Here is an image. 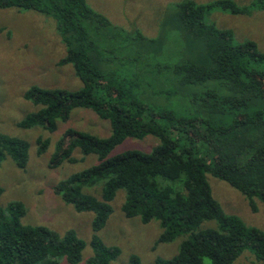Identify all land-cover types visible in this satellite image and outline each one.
<instances>
[{"label": "trees", "instance_id": "16d2710c", "mask_svg": "<svg viewBox=\"0 0 264 264\" xmlns=\"http://www.w3.org/2000/svg\"><path fill=\"white\" fill-rule=\"evenodd\" d=\"M8 8L54 19L66 49L58 66H72L82 85L76 91L31 87L25 99L39 108L18 127L54 132L77 108L90 109L111 127L106 138L66 129L49 165L75 164L76 149L97 158L54 189L77 212L93 213L89 264H110L121 253L96 235L118 191L124 192L126 218L158 222L155 245L183 237L173 257H157L154 264H234L245 251L264 264V230L226 214L207 181L209 175L228 184L253 212L256 200L264 204V53L252 41L235 44L230 30L204 22L213 8L246 15L251 8L264 10V0L251 8L231 0H184L176 4L174 32L152 39L116 27L86 0H0V9ZM148 136L157 140L148 152L111 154L127 138ZM37 144L40 155L48 141ZM7 157L26 168L25 144L0 134V163ZM25 213L16 201L0 207V264L80 262L85 244L73 230L61 235L24 226ZM128 264L141 261L132 255Z\"/></svg>", "mask_w": 264, "mask_h": 264}, {"label": "rangeland", "instance_id": "374dc122", "mask_svg": "<svg viewBox=\"0 0 264 264\" xmlns=\"http://www.w3.org/2000/svg\"><path fill=\"white\" fill-rule=\"evenodd\" d=\"M184 0H86L96 12L105 16L113 25L125 31H139L147 38H156L158 33H170L174 29L173 16L176 4ZM206 5L217 0H192ZM242 8H251L257 0H231ZM204 22L219 30H230L235 44L252 41L264 53V10L251 8V13L234 15L219 8L205 13ZM174 32V31H173ZM66 49L56 30L52 17L31 10L15 8L0 9V134L17 139L26 146L27 165L24 170L7 157L0 163V207L5 208L16 201L25 206L21 219L24 226H42L58 234L73 230L85 244L78 264H89L92 257L91 212H77L71 205L55 195L56 185L97 162L95 155L82 156L74 152L75 164L64 162L50 168L56 144L68 128L100 138L110 134L108 121L99 119L90 109L77 108L70 113L66 123L58 122L54 132L41 127L22 129L18 123L26 115L36 111L33 103L25 99L31 87L76 91L81 81L70 65L58 66ZM180 105V104H179ZM47 140L48 146L38 154V139ZM157 140L151 136L142 140L127 138L117 146L112 155L126 150L148 152ZM212 196L223 211L235 215L246 225L264 230V204L255 201L253 212L247 200L225 182L207 176ZM87 188H84L85 192ZM99 196L98 188L91 191ZM124 192L118 191L111 202L112 213L97 237L108 247L120 249V255L110 264H128L132 255L139 257L141 264H154L155 259H169L179 250L183 237L171 243L156 242L161 229L157 221L143 224L139 217L126 218L121 205ZM208 260H205L207 264ZM57 264H68L65 258ZM234 264H263L248 251L240 255Z\"/></svg>", "mask_w": 264, "mask_h": 264}]
</instances>
